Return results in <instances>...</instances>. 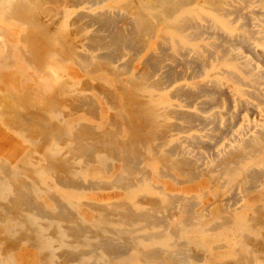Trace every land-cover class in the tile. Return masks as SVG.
<instances>
[{
  "label": "bare ground",
  "instance_id": "bare-ground-1",
  "mask_svg": "<svg viewBox=\"0 0 264 264\" xmlns=\"http://www.w3.org/2000/svg\"><path fill=\"white\" fill-rule=\"evenodd\" d=\"M69 8L78 10L71 31ZM0 16L26 25L23 55L38 68L71 62L89 74L79 87L63 78L34 94L0 67V119L31 144L17 164L0 157V264H264V111L251 132L223 140L239 112L220 106L237 93L240 111L264 104V69L254 65L264 58L237 51L264 56V0H0ZM206 30L204 53L196 40ZM211 64L220 71L207 81L164 92ZM232 67L250 91L232 90L228 82L242 83ZM211 105L220 108L203 115ZM81 111L91 120L69 119ZM197 125L208 133L173 138ZM148 154L176 184L206 177L213 200L199 208L200 197L164 191L168 181L153 186L164 198L137 194L153 172ZM49 176L66 191L50 189Z\"/></svg>",
  "mask_w": 264,
  "mask_h": 264
},
{
  "label": "rangeland",
  "instance_id": "rangeland-1",
  "mask_svg": "<svg viewBox=\"0 0 264 264\" xmlns=\"http://www.w3.org/2000/svg\"><path fill=\"white\" fill-rule=\"evenodd\" d=\"M59 6H60V4H59ZM241 7H243L242 11H245L247 9V8L246 9L244 8V5H241ZM92 9L96 10L98 8L93 7ZM77 11L78 10H76L75 8L74 9L69 8L66 11L67 16H69V17L65 20L66 21L65 26L67 28H69L70 31H71V29H73L71 27H74V25L70 24L71 22H69V20L71 21V19H73L71 17H74L75 16L74 14H76ZM69 12L70 13L74 12V13L70 14ZM64 16H66V13L64 14ZM50 25H51V23H50ZM68 25H69V27H68ZM25 26H26L25 24H22L21 22L15 20V19L5 18V17L0 16V67L10 66L8 68L12 69L14 72H16L19 79H21V82H23V83L26 82V84H28V87L30 86L29 88L32 89V92H34V94H36L37 92H43V91L50 90L54 86L55 83H57L59 80H62L63 78H64V80L66 78V81H68V84H69L68 87L69 88H75V87L81 86L80 84L82 83V81L85 78H87L89 76V74L86 72H83L79 66L74 65L71 62H63V63H57V64L54 62H50V63H53L55 65L50 64V63H46V68L40 69L36 66V64H33L34 61L32 62V60L31 61L28 60L29 58H26L23 55V52H24V50H26L27 46H25L26 45L25 42H22V39L21 40H19V39L22 38L21 35H24L25 31L27 30V27H25ZM89 29H91V28L83 29L84 31L81 29L83 32L80 30L78 33L79 34L85 33L87 31H89ZM19 35H20V37H19ZM198 40H196V44L198 46H200V48L202 49V51L204 53L207 52L210 49V47L207 46V44H208V42L212 41V36H211L210 30H206V31L202 32V34L200 35ZM11 44L13 46H10ZM237 51L242 55L243 58H248V59H250V58H264V56L253 55L252 53L249 52V50L247 51L245 49H238ZM256 51L262 52V51H264V48L261 46L260 47L258 46V47H256ZM256 64H257V67H256L255 72L264 69V60H263L262 64L254 63V65H256ZM51 68H53V71H54V73H52V74L50 71V70H52ZM48 70H49V72H48ZM73 70L75 73L73 72ZM230 70L233 71L235 73V75H238L242 80L241 81L242 83L235 82L234 79H233L234 82H228L229 81V80H227L228 78H225V80H227V82L229 83V85L233 91L236 92V89H242L243 87L244 88L242 89V91H244V92L250 91L252 89L250 86H248L247 84L244 83L243 80H245V79L243 78V76H241L242 74H240V72L238 70H236V68L232 67V68H230ZM217 71H220L219 66H215L212 64L209 67H206L205 69L203 68L199 72H196V74L193 73L192 69H188V71L185 72V74H183L184 78L182 76L174 84L172 83V85L170 87L165 88L167 90L164 89V92L168 93L173 85L179 84V83L180 84L203 83V82L207 81L208 79H210L211 75ZM56 72H57V74L55 75ZM78 73L80 76H77ZM46 74H48V75H46ZM40 78H42L43 80L42 79L40 80ZM64 80H62V81H64ZM69 80L71 83L69 82ZM60 96H61V98L65 96L64 98H62V104H63V102H64L63 99L65 100L67 98L66 94L59 95V97ZM239 96H240L239 93H237L236 95H233V101H229L230 105L226 104V103L220 104V106H222L224 108H227L230 106L229 107L230 109L235 108V111L239 112V116L237 118L236 125L227 134V136H225V138L223 140H227L228 138H234L238 132H241V133L251 132V130L253 129V125L259 121L261 114H262V111H264V104H259L260 107L257 106V107H254L253 109H247V110L244 109V110L240 111V108H239L240 106L237 107V104H236L237 103L236 100L238 99ZM247 97H248L249 101L255 102L252 98H249V96H247ZM205 99H206L205 96H199L196 100L199 102H193L194 105L192 104L191 109H193L194 111H197L198 107L200 106L199 103ZM171 101L177 103V101H175V100H171ZM65 104H66V106H65ZM68 106H69L68 103H64L63 105L60 106L61 107L60 109L63 111L64 110L69 111L70 106L69 107ZM220 106L219 105H211V106L207 107L204 110V112H202V114L203 115L204 114L209 115V114L215 112L217 107L219 109ZM76 118L90 119L89 116L85 115L84 111H81L78 114L69 117V119H76ZM208 131H209L208 127L205 128V127L197 125L193 128L185 129L183 132L174 131L173 133L177 134V135H174L173 138L176 139L179 135L180 136H182V135L186 136L187 135V136H189V138L191 137V140H192L193 136H202V134L204 135L205 133H208ZM200 132H201V134H200ZM191 140L189 139L188 144H186L184 142L183 145L188 146L189 150H192V151L202 150L199 148V146H200L199 143L191 141ZM29 147H31V144L27 140V138L21 136L17 132H13L12 130H9L6 126L3 125V123L0 119V157L1 156L6 157L12 164H17L19 159H21V157L23 155V151H26V149ZM205 152L206 151H203V154H204L203 159L198 162V165H202V167H203L204 163L206 165L209 164L208 162H209L210 157H209V154L207 152L206 153ZM12 155H15V156H12ZM147 157H146L147 163H146L145 167L149 170H152L153 172L149 176L147 174L148 180L144 182V185H142L141 187L137 186V194L142 192V193H145L149 197H158L159 196L161 198H164V195L160 194L159 191L155 190L153 188V186L154 185L164 186L165 185L164 181H168V185H165L166 187L164 186V191H167L168 193H172V194H185V195H189V194L191 195L192 194V196L195 195L197 197H200V198H198L199 203L197 205V206H199V208L203 204H207L208 202H211L213 200L212 194L215 192L216 188H214L213 186L211 187L210 181L206 177L201 176V177H198L197 179L195 178V180L190 181V182H186V183L183 182L181 184H176L170 178H161V177L157 176L155 171L159 170V166H160L159 162L155 158H153L150 154H148ZM172 174L171 175L176 176L177 179L181 178L180 174L176 171H173ZM87 176H90V174L86 175L85 177H87ZM203 180H205V181H203ZM46 181H47L48 187L50 189L56 191L57 193H63L64 191H66L65 188L59 186L58 184H56L54 182V179L52 176H49ZM146 185H148V186H146ZM202 189L204 192H206V194L202 191ZM238 191H239V193H238L239 195H237V196H239L241 198V200L246 201V202L253 200L254 198L257 197L256 193L247 194L246 192L244 193V190L243 191L238 190ZM104 192L105 191H102V190H96V191L78 190L77 193L80 196L84 197V199H85V196L86 197L90 196V197L95 198L96 195H94V194H96V193L100 194V193H104ZM106 192L109 193L110 195L115 194V193H117L118 195H121V196L126 195L125 191H120V190H116V189H108V190H106ZM199 192H201V194ZM205 195H206V197H205ZM63 197L65 198V196H63ZM81 211L85 212L86 209L83 208V210H81Z\"/></svg>",
  "mask_w": 264,
  "mask_h": 264
}]
</instances>
